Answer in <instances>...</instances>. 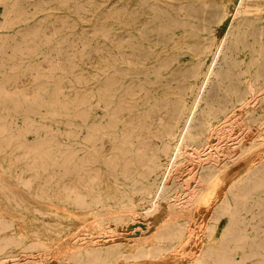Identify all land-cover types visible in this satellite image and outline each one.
I'll list each match as a JSON object with an SVG mask.
<instances>
[{"label":"bare ground","instance_id":"obj_1","mask_svg":"<svg viewBox=\"0 0 264 264\" xmlns=\"http://www.w3.org/2000/svg\"><path fill=\"white\" fill-rule=\"evenodd\" d=\"M36 252L264 264V0H0V264Z\"/></svg>","mask_w":264,"mask_h":264},{"label":"rangeland","instance_id":"obj_2","mask_svg":"<svg viewBox=\"0 0 264 264\" xmlns=\"http://www.w3.org/2000/svg\"><path fill=\"white\" fill-rule=\"evenodd\" d=\"M241 113L242 112H239V111L236 112L237 119L239 120L237 129L242 128V123L240 122L241 116H242ZM233 133H235V130L233 131ZM225 137H227V139H226L227 141L224 140V144H223L224 146H228L229 147V146H231V145H233L235 143V141H234L235 136H233L232 133H230L228 135H225ZM195 174L196 173H194L191 176L194 177ZM10 185H11L10 182L6 183V186L8 188H10ZM34 198H35V193H33L31 196H24L23 199H24V202L28 206L31 207V206H33L35 204ZM147 224H148V221L146 219L140 220L139 218H136L135 221L130 224V228H129L128 234H126V235L127 236H137L140 233H146L147 232ZM114 229H115V227H114ZM127 238H130V237H127ZM20 257L22 258L23 261H26V262L31 259L34 263L54 264V260H53L52 256H45L43 253H39V252H36V253H33V254L23 253L22 256H20Z\"/></svg>","mask_w":264,"mask_h":264}]
</instances>
